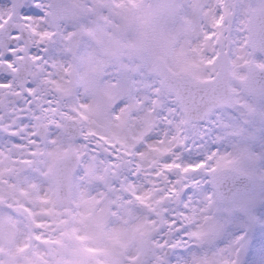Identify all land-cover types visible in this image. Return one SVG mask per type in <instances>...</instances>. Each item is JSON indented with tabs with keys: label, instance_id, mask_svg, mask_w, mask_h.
<instances>
[{
	"label": "snow or ice",
	"instance_id": "snow-or-ice-1",
	"mask_svg": "<svg viewBox=\"0 0 264 264\" xmlns=\"http://www.w3.org/2000/svg\"><path fill=\"white\" fill-rule=\"evenodd\" d=\"M0 264H264V0H0Z\"/></svg>",
	"mask_w": 264,
	"mask_h": 264
}]
</instances>
